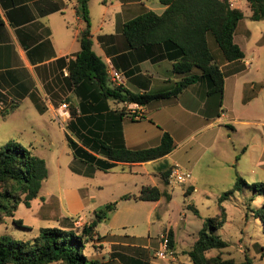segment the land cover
I'll list each match as a JSON object with an SVG mask.
<instances>
[{"label":"crops","instance_id":"obj_1","mask_svg":"<svg viewBox=\"0 0 264 264\" xmlns=\"http://www.w3.org/2000/svg\"><path fill=\"white\" fill-rule=\"evenodd\" d=\"M109 6H115L117 10L113 17L105 18ZM232 6L240 7L244 17L248 18L245 0H235ZM164 7L165 4L158 0H110L101 10L95 27L92 29L89 24L92 49L105 65H112L123 75V86L131 91L164 90L178 79L179 75L171 70V60L165 56L163 43L128 47L120 31L124 20L146 9L159 13ZM71 21L75 23L74 27ZM82 24L83 20L73 0H0V101L5 93L17 103L28 96L40 101L41 95L47 101L49 112L54 115L56 106L53 103L58 95H63L62 101L72 102L76 111L71 117L62 118L60 124L63 133H68L78 143H81L80 138L86 141L102 137L111 144H123L129 148L147 147L157 144L163 131L168 132L173 141L168 152L143 161H115L108 168L117 163L128 166L152 164L147 170L142 168L141 173H152L159 182H150L149 178L147 181L134 182L135 189L125 192L137 193L141 186L154 184L163 193L157 199H119L138 204L140 211L121 214L115 205L108 216L92 228V236L86 241L88 245L84 254L98 264H193L186 253L191 244L186 248H177L171 226H162L160 232L166 228L172 230L174 256L162 258L155 254L159 249L160 232L152 239L147 233L142 235L136 224L141 217L147 224L150 216L157 219L156 208L161 198L167 201L170 198L167 187L174 181L161 180L159 171L165 165L163 161H181L182 167L190 172L185 185H180L183 194H190L196 188L195 183L207 182L209 168L214 165L225 180H231L230 175L235 174L239 161H250L264 169V119L255 116L251 109H246V103H241L242 113L236 111L228 99L231 92L236 93L239 100L249 99L256 93L253 85L237 80L235 75L239 71H235L223 77L222 92L218 94L207 92L208 80L200 77L175 95L141 104L140 116L131 118L122 109L123 101L81 97L65 86V65L58 59L67 61L74 56L79 48L74 34ZM248 33L244 18H240L232 38L241 50ZM232 62H221L220 66L232 67ZM235 123L246 128L247 142L233 136L236 132ZM85 166L83 163V170ZM232 166L236 168L234 173L231 171ZM96 169L94 167L90 173L94 174ZM237 171L241 173L239 169ZM165 192L169 193V198L165 197ZM202 192L205 193L206 189L203 188ZM77 196L71 195L70 205L82 202L81 195ZM36 197L39 200L43 198L37 191L29 202ZM69 208V213L76 212L77 208ZM93 209L86 217L78 215L79 221L66 217L61 227L75 229L81 226L90 220ZM220 226L217 228L219 235Z\"/></svg>","mask_w":264,"mask_h":264},{"label":"trees","instance_id":"obj_2","mask_svg":"<svg viewBox=\"0 0 264 264\" xmlns=\"http://www.w3.org/2000/svg\"><path fill=\"white\" fill-rule=\"evenodd\" d=\"M73 1L83 20V24L74 34L79 48L67 61L63 58L58 60L65 65V86L81 97L90 96L102 100L110 98L114 101L126 100L144 104L152 99L175 95L188 83L200 77L208 80L207 92L221 94L224 77L221 62H230L243 55L232 38L235 25L242 16L240 7L229 5L228 0H158L165 4L161 12L146 9L124 20L120 31L128 47L163 43L165 56L171 60V70L179 75L178 79L173 81L171 87L156 91L137 92L123 85H112L107 79L104 61L91 47L87 0ZM245 5L250 19L264 16V0H245ZM228 68L230 72L236 70L233 66ZM32 99L36 100L34 96ZM67 104L71 117L76 111L75 105L69 101ZM15 105V101L8 103L2 114ZM65 138L75 156L87 162L91 168L102 170L108 169L115 161L135 162L156 158L173 146L172 138L166 131L161 133L157 144L138 148L111 144L102 137L89 138L86 141L80 138L81 143L68 133H65ZM168 171L169 167L166 165L160 168L159 176L163 182H167ZM45 175L46 165L41 156L12 139L0 145V221L5 214H12L19 202L29 205V200L36 195ZM243 186L264 196V181L247 182L235 172L231 187L217 197L218 213L203 218L197 236L186 250L193 264H250L247 258L235 261L231 257L221 256L220 249L226 245V241L216 232L224 214L220 200ZM162 193L154 184L143 185L137 193L125 192L118 199H157ZM164 195L169 198L168 192ZM116 201L117 199H113L99 204L93 209L90 220L75 229L40 226L30 239L0 234V264H98L96 260L88 259L82 248L91 238L92 228L108 216ZM253 214L260 219L264 229V200ZM12 222L26 226L19 217H12ZM163 231L172 247V230L166 228ZM209 249L217 251L207 254ZM260 255H264V243L260 245Z\"/></svg>","mask_w":264,"mask_h":264},{"label":"rangeland","instance_id":"obj_3","mask_svg":"<svg viewBox=\"0 0 264 264\" xmlns=\"http://www.w3.org/2000/svg\"><path fill=\"white\" fill-rule=\"evenodd\" d=\"M109 1L102 3L100 0H87L88 19L92 29L97 24L104 5ZM242 8L245 9L244 6ZM115 10L117 7L109 6L106 9L105 18L113 17ZM244 15L242 10L240 18H244L249 33L242 47L243 55L232 62L236 70L230 72L227 70L229 66L222 68L224 76L239 71L235 75L237 80L245 81L246 85H253V90L256 92L254 96H249V99L241 98L240 100L236 93L231 92L228 99L231 100L234 109L242 113L241 103H246V109H251L255 116L264 119V16L259 19H250ZM71 26H75L73 21ZM246 59H250L248 66L245 64ZM7 95L5 93L0 101V145L12 139L32 153L41 156L45 161L46 175L42 178L38 189L39 195H42L44 199L39 200L36 197L31 203L29 202V205L19 202L12 214H5L0 221V234L30 239L40 226L61 227L66 217L68 219L76 218L78 215L86 217L90 214L91 208L113 199H117L116 205L121 214L140 211L138 204L122 202L118 196L121 192L134 190V182L147 181L148 178L150 182L158 181L152 173H141L142 168L147 170L152 164L128 166L117 163L107 171L97 168L95 173L91 174L93 168L75 156L67 145L65 133L60 124L61 118L49 112L44 97L40 95V101L33 100L32 96L24 97L18 103L16 102L14 108L7 109V112L2 114L3 108L13 100ZM62 96H57L54 106L62 101ZM234 125L236 132L233 136L247 142L246 128L242 124ZM163 162L168 165L174 161ZM175 162L182 167L181 161ZM83 163L86 164L83 167L84 170ZM236 168L232 166L231 171L234 173L236 170L247 182L264 181V169L261 166H256L250 161H239ZM250 169L253 171L251 172ZM230 176L231 180H225L214 165L209 168L207 182L195 183L196 188L190 194H183L180 191V185L184 186L186 182L174 181L167 187L170 191L169 200L161 198L162 201L156 208L159 217L155 219L153 215L150 216L148 224L144 217H141L136 224L137 230L142 235L145 236L147 233L155 239L162 226H171L177 248L188 247L197 236L203 218L218 213L217 197L222 191L231 187L234 174ZM203 188L206 189L205 193L202 192ZM47 191L50 192L47 193ZM73 194L81 195L82 202L70 205L69 198ZM263 200L262 193L244 186L233 190L220 200L224 214L218 232L226 241V245L220 249L221 256L231 257L235 261L247 258L250 264H264V255H260V245L264 243V229L260 219L253 214L256 208L261 207ZM69 207L77 208L76 212L69 213L68 210H71ZM12 217L21 218L26 226L16 225L12 222ZM152 244L154 246L155 242ZM87 245L88 242H85L82 248L83 253L86 252ZM216 251V249H209L206 253L213 254Z\"/></svg>","mask_w":264,"mask_h":264},{"label":"built area","instance_id":"obj_4","mask_svg":"<svg viewBox=\"0 0 264 264\" xmlns=\"http://www.w3.org/2000/svg\"><path fill=\"white\" fill-rule=\"evenodd\" d=\"M229 5L232 6L233 2L235 0H228ZM250 59L245 60L246 66L249 65ZM105 72L107 75V79L110 84L112 85H123L124 84V77L123 75L115 69L112 65L108 64L105 65ZM126 114H128L131 118H137L140 116L141 113V103H138L136 101H123V108H122ZM54 115L57 118H64L69 115V107L67 102L61 101L57 104L55 107V113ZM190 172L187 169L182 168L179 164L176 162H172L169 166V171L167 174V179L170 181L175 182H185L189 179ZM76 221L80 220V217H76ZM155 254L159 257H170L172 258L174 256V252L172 247L168 244V236L165 231H161L159 233V249L155 251Z\"/></svg>","mask_w":264,"mask_h":264}]
</instances>
